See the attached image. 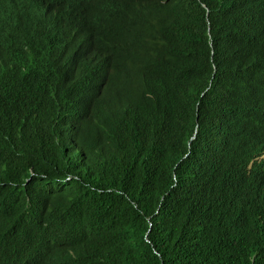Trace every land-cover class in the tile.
<instances>
[{"label": "trees", "instance_id": "obj_1", "mask_svg": "<svg viewBox=\"0 0 264 264\" xmlns=\"http://www.w3.org/2000/svg\"><path fill=\"white\" fill-rule=\"evenodd\" d=\"M15 1L51 14L2 52L0 264H264V127L201 170L264 97L226 67L264 0Z\"/></svg>", "mask_w": 264, "mask_h": 264}, {"label": "clouds", "instance_id": "obj_2", "mask_svg": "<svg viewBox=\"0 0 264 264\" xmlns=\"http://www.w3.org/2000/svg\"><path fill=\"white\" fill-rule=\"evenodd\" d=\"M251 14V11H249ZM51 12H48L43 7H34L28 3L15 1V0H0V67L8 64V59L2 55L4 50L10 51L12 56H16L18 52L27 51L34 47L36 32L42 19L47 18ZM7 33L8 35H5ZM250 39H253L249 37ZM26 42L27 46L23 47L22 43ZM13 43V44H11ZM259 43L254 40H245L238 49V45L234 47L235 53L226 65L227 68L240 75H250L260 82L264 79V46L258 49ZM4 49V50H3ZM18 55V54H17ZM10 59V58H9ZM13 67L11 65L5 69V75L8 79L19 77L25 82H33L38 76V71L35 67L23 65L18 75H14ZM231 99V98H230ZM232 100V99H231ZM237 112H242L247 123L244 127L236 125L231 128L228 136L217 138L212 135L208 143L207 153L202 154L201 170L205 175L212 174L220 165L217 158L211 154L213 144H226L231 143L248 148L250 144V135L255 129L264 127V97L258 103H247L244 100H232ZM249 105L250 110H244L241 106ZM194 135L191 137L193 139ZM262 156L251 158L246 163V169H251L254 164Z\"/></svg>", "mask_w": 264, "mask_h": 264}, {"label": "water", "instance_id": "obj_3", "mask_svg": "<svg viewBox=\"0 0 264 264\" xmlns=\"http://www.w3.org/2000/svg\"><path fill=\"white\" fill-rule=\"evenodd\" d=\"M11 44H13V43H11ZM22 46H23V47H26V46H27V43H26V42H23V43H22ZM17 54H21V53L18 52ZM17 54H16V55H17Z\"/></svg>", "mask_w": 264, "mask_h": 264}]
</instances>
